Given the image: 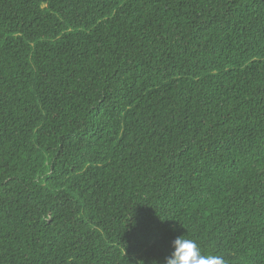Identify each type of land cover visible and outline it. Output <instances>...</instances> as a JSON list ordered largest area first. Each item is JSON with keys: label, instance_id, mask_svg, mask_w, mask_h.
I'll return each mask as SVG.
<instances>
[{"label": "trees", "instance_id": "obj_1", "mask_svg": "<svg viewBox=\"0 0 264 264\" xmlns=\"http://www.w3.org/2000/svg\"><path fill=\"white\" fill-rule=\"evenodd\" d=\"M264 264V0H0V264Z\"/></svg>", "mask_w": 264, "mask_h": 264}, {"label": "clouds", "instance_id": "obj_2", "mask_svg": "<svg viewBox=\"0 0 264 264\" xmlns=\"http://www.w3.org/2000/svg\"><path fill=\"white\" fill-rule=\"evenodd\" d=\"M172 252L165 264H225L220 255L205 254L195 240L185 235L177 236L171 244Z\"/></svg>", "mask_w": 264, "mask_h": 264}]
</instances>
